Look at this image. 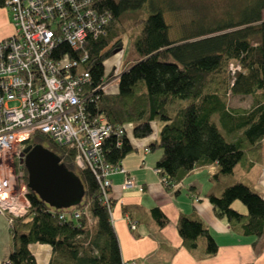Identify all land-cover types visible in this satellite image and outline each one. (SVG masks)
<instances>
[{
	"label": "trees",
	"instance_id": "16d2710c",
	"mask_svg": "<svg viewBox=\"0 0 264 264\" xmlns=\"http://www.w3.org/2000/svg\"><path fill=\"white\" fill-rule=\"evenodd\" d=\"M5 1L0 0V7L6 6ZM230 1L232 10L226 9L221 18L206 23L198 20L195 28L173 39L163 5L168 10L178 6L169 5L168 0L95 3L98 11L109 13L110 19L104 35L87 38L84 43L88 58L82 69L90 74L85 90L93 93V100L85 102V110L90 119L102 115L114 127L129 124L134 138L148 137L157 129L148 149H162L155 169L165 178L166 189L196 166L215 163V176H222L236 165L249 168L255 162L264 163V0ZM146 3L150 13L135 18L136 30L129 37L138 59L120 72L116 91L107 93L99 86L110 77L104 60L121 42L116 40L121 35L120 16ZM62 52L70 53L65 41L57 45L53 55ZM230 63L240 67L233 74L228 69ZM229 95H248L251 103L248 107H231ZM27 145L42 146L57 156L81 182L82 195L67 206L57 207L41 199L27 184L29 208L24 216L12 220L8 264H37L28 247L34 242L52 247V257L44 264H122L95 174L88 168H78L74 150L58 146L46 135L33 133L23 142V148ZM101 148L110 165L120 164L134 150L128 132L111 134ZM207 196L215 215L226 221L230 232L260 239L264 199L259 192L235 182L219 195ZM233 200L241 201L247 212L232 207ZM84 209L88 216L71 217L73 210ZM62 213L64 218L59 217ZM149 213L158 226L168 221L158 207ZM176 228L188 251L198 257L216 253L218 245L199 216L180 214Z\"/></svg>",
	"mask_w": 264,
	"mask_h": 264
},
{
	"label": "built area",
	"instance_id": "2783aa9c",
	"mask_svg": "<svg viewBox=\"0 0 264 264\" xmlns=\"http://www.w3.org/2000/svg\"><path fill=\"white\" fill-rule=\"evenodd\" d=\"M96 1H5L13 33L0 39V216L9 227L29 208L20 157L23 142L35 132L74 150L75 165L95 174L110 216V175L126 170L120 164L105 162L101 144L111 134H130L131 127H114L102 115L90 119L85 110V102L93 100V93L85 90L90 74L82 69L88 58L84 43L87 38L104 35L110 19L107 11L96 9ZM63 41L70 53L53 55ZM239 68L233 63L228 66L231 74ZM160 181L164 183L165 178L160 177ZM123 186L138 185L128 177ZM82 214L88 216L86 209L73 210L71 217ZM59 217L64 218V214ZM122 264L134 261L122 260Z\"/></svg>",
	"mask_w": 264,
	"mask_h": 264
},
{
	"label": "crops",
	"instance_id": "0c3cea01",
	"mask_svg": "<svg viewBox=\"0 0 264 264\" xmlns=\"http://www.w3.org/2000/svg\"><path fill=\"white\" fill-rule=\"evenodd\" d=\"M262 15L264 17V10ZM12 33L9 10L6 6L0 7V39ZM137 59L138 55L121 67L120 72ZM233 96L246 103L229 104L231 107H248L251 103L248 95ZM129 136L134 150L120 161L126 171L110 175L109 190L110 220L122 260H133L134 264H264V231L257 241L254 236L230 232L226 221L215 215L207 196L209 193L219 195L226 186L241 182L255 189L264 199V163L255 162L249 168L236 165L231 173L222 176H215V163L196 166L166 189L155 169L162 152L148 149L156 134L145 138ZM128 177L141 188L124 187ZM230 205L241 213L247 212L239 200L231 201ZM153 207H158L166 216L165 225L158 226L150 217L149 211ZM180 214L199 216L203 220L218 245L214 255L198 257L182 246L176 228ZM131 225L135 227L131 228ZM10 229L5 218L0 216V264L8 261L12 249ZM28 247L37 264L48 263L52 257V247L47 243L34 242Z\"/></svg>",
	"mask_w": 264,
	"mask_h": 264
},
{
	"label": "rangeland",
	"instance_id": "374dc122",
	"mask_svg": "<svg viewBox=\"0 0 264 264\" xmlns=\"http://www.w3.org/2000/svg\"><path fill=\"white\" fill-rule=\"evenodd\" d=\"M152 1L154 3L156 2V0ZM168 2L169 5L173 3L178 6L176 10H168L165 8V4L163 5L165 20L170 25L169 36L171 39L179 38L184 33H187L195 28L198 20H201L204 23L210 22L213 19L221 18L226 9L232 10L229 7L231 3L230 0H168ZM148 6L149 5L146 3L142 8L133 11H126L120 16L118 26L121 31V35H119L116 40L121 39V42H119L121 43V46L118 47L117 45L113 49V53L104 60L105 71L110 74L108 80L104 82V84H106L104 91L107 93L115 92V85L117 83L121 67L133 61V59L137 56L134 50L131 49L132 43L131 38L129 37L131 33L136 30V28L133 27V22L138 17H145L150 13ZM137 31H139V27L137 28ZM117 48H119V50L114 52ZM228 98L231 106L243 105L246 103L245 100H240L238 97L233 95H229ZM154 131V134H157V129ZM156 149L162 152L161 148ZM16 168H18V166H16ZM88 222H90V220H88Z\"/></svg>",
	"mask_w": 264,
	"mask_h": 264
},
{
	"label": "water",
	"instance_id": "95a60500",
	"mask_svg": "<svg viewBox=\"0 0 264 264\" xmlns=\"http://www.w3.org/2000/svg\"><path fill=\"white\" fill-rule=\"evenodd\" d=\"M20 163L26 170L29 188L48 204L64 207L81 197V182L51 151L39 145H27L22 149Z\"/></svg>",
	"mask_w": 264,
	"mask_h": 264
}]
</instances>
